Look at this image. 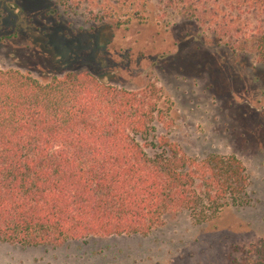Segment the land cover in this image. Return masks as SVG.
Instances as JSON below:
<instances>
[{
	"label": "trees",
	"instance_id": "obj_1",
	"mask_svg": "<svg viewBox=\"0 0 264 264\" xmlns=\"http://www.w3.org/2000/svg\"><path fill=\"white\" fill-rule=\"evenodd\" d=\"M8 0H0V2ZM87 20L130 23L99 0H52ZM240 52L264 62V30L251 13L264 0H166ZM160 88L128 90L88 71L43 82L0 67V242L60 245L93 236L147 235L166 216L206 223L246 205L249 179L236 156H190L167 137ZM240 264H264V237L238 248Z\"/></svg>",
	"mask_w": 264,
	"mask_h": 264
},
{
	"label": "rangeland",
	"instance_id": "obj_2",
	"mask_svg": "<svg viewBox=\"0 0 264 264\" xmlns=\"http://www.w3.org/2000/svg\"><path fill=\"white\" fill-rule=\"evenodd\" d=\"M99 3L130 23L87 20L52 0L0 2V67L43 82L81 71L128 90L154 82L166 119L157 138L199 159L236 156L247 169L249 201L206 223L188 211L171 213L147 235L0 242V264H240L236 249L264 237V62L166 0ZM244 17L251 30H264V15Z\"/></svg>",
	"mask_w": 264,
	"mask_h": 264
}]
</instances>
